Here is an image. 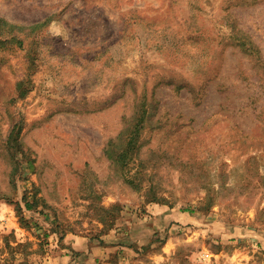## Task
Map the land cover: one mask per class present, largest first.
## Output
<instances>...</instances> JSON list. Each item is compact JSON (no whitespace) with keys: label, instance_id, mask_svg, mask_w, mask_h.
Here are the masks:
<instances>
[{"label":"rangeland","instance_id":"rangeland-1","mask_svg":"<svg viewBox=\"0 0 264 264\" xmlns=\"http://www.w3.org/2000/svg\"><path fill=\"white\" fill-rule=\"evenodd\" d=\"M0 264H264V0H0Z\"/></svg>","mask_w":264,"mask_h":264}]
</instances>
